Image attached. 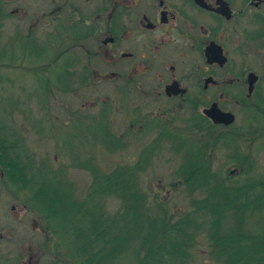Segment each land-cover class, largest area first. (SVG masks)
I'll list each match as a JSON object with an SVG mask.
<instances>
[{
	"label": "rangeland",
	"instance_id": "obj_1",
	"mask_svg": "<svg viewBox=\"0 0 264 264\" xmlns=\"http://www.w3.org/2000/svg\"><path fill=\"white\" fill-rule=\"evenodd\" d=\"M62 1H1L6 17L0 23V120L12 137L21 139L37 163L67 169L70 180L77 185V196L83 197L93 180L85 167L88 158L94 157L91 162L103 173L110 172L121 163H136L141 151L155 140L160 127V132L168 127L188 139H196L195 134L199 133L191 127L192 104L168 99L163 94L157 96L155 88L145 81L139 87H129L120 74L107 72V56L100 52L103 47L100 39L105 34L96 43L100 51L90 66L97 72L90 68L88 74L81 75L80 67L87 64L73 65L70 70L74 77H67L65 62H78L77 55L84 60L82 50L90 45L82 48L77 44L76 53L74 48L65 52L69 43L68 38L64 40V33L78 34V30L74 26L69 28L63 21L64 11L69 16V24L76 21V16L72 8L60 9ZM30 38L36 39L29 43ZM78 76H87L88 83H76ZM68 83V92L60 91ZM156 89L159 93L160 88ZM212 92L218 94V89ZM107 105L111 108V113L106 114L111 129L124 146L114 153L97 140L103 136L105 125L94 123ZM226 106L238 113L233 131L242 134H230L236 138L232 158L230 149L222 145L212 153L213 173L236 187L264 181V114L256 117L251 109ZM198 113L202 114V108H198ZM181 143L182 139L178 140L177 136L162 134L151 159L153 165L143 174L144 189L149 191L150 199L156 197V201L167 202L178 212L187 210L189 205L187 188L181 185L174 190L171 186L179 181L182 159L173 149ZM14 191L0 177V264H28L29 261L31 264H68L65 257L56 256V240L45 243L43 219L25 204L29 192L16 195ZM106 202L109 211L119 210V201ZM258 220L259 215L251 217L249 228L258 230L261 227ZM208 252L209 244L201 238L195 264H221ZM133 263L134 259L129 256L120 264Z\"/></svg>",
	"mask_w": 264,
	"mask_h": 264
},
{
	"label": "trees",
	"instance_id": "obj_2",
	"mask_svg": "<svg viewBox=\"0 0 264 264\" xmlns=\"http://www.w3.org/2000/svg\"><path fill=\"white\" fill-rule=\"evenodd\" d=\"M1 1L0 23L6 17ZM64 34L69 43L65 52L74 48L76 53V33ZM35 39L30 38L29 43ZM77 63L65 62L67 77H74L70 67ZM68 90L69 83L60 88L62 92ZM193 109L191 127L199 133L195 134L196 139L170 131L163 123L166 129L160 132L158 125L159 134L141 151L136 163H121L103 173L91 162L94 157L88 158L85 167L93 180L83 197L77 196V185L70 180L67 169L37 163L0 118V166L4 172L1 178L15 190L14 194L29 192L25 204L43 219L45 243L56 240L55 254L65 257L68 264H120L129 256L134 259L133 264H195L201 238L207 240L208 254L218 263L264 264V181L249 180L250 183L236 187L213 173L212 153L222 145L230 149L232 158L235 141L225 143L219 127L198 113V105H193ZM102 111L94 123L105 125L106 130L97 140L114 153L124 146L106 116L111 113L110 106ZM162 134L177 136L183 142L173 149L182 161L178 184L171 185L174 190L181 185L188 190L189 205L183 212L167 202L156 201V197L150 199L149 191L144 189L143 174L153 165L151 159ZM204 137L209 139L204 141ZM109 199L119 201V210H108ZM255 215H259L258 230L249 228L248 221Z\"/></svg>",
	"mask_w": 264,
	"mask_h": 264
},
{
	"label": "flooded vegetation",
	"instance_id": "obj_3",
	"mask_svg": "<svg viewBox=\"0 0 264 264\" xmlns=\"http://www.w3.org/2000/svg\"><path fill=\"white\" fill-rule=\"evenodd\" d=\"M74 9L76 33L89 72L100 46L107 72L120 74L125 85L149 83L157 96L198 105L202 114L217 104L232 112L221 128L225 143L238 113L226 105L264 114V0H63L60 9ZM64 16V18H63ZM90 43V44H89ZM95 72V67L92 68ZM97 72V71H96ZM80 77L81 85L88 83ZM156 88H160L159 93ZM217 92H212L213 90ZM236 142V141H235ZM227 146V145H226ZM31 264V261L28 262Z\"/></svg>",
	"mask_w": 264,
	"mask_h": 264
},
{
	"label": "water",
	"instance_id": "obj_4",
	"mask_svg": "<svg viewBox=\"0 0 264 264\" xmlns=\"http://www.w3.org/2000/svg\"><path fill=\"white\" fill-rule=\"evenodd\" d=\"M205 113L215 122V123H232L234 121V114L232 112H224L220 109L217 104H213L209 109L205 110ZM4 176V172L0 166V177Z\"/></svg>",
	"mask_w": 264,
	"mask_h": 264
}]
</instances>
